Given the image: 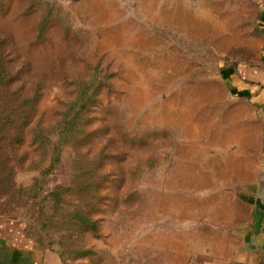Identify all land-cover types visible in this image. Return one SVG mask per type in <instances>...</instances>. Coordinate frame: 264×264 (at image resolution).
I'll use <instances>...</instances> for the list:
<instances>
[{"label": "rangeland", "instance_id": "1", "mask_svg": "<svg viewBox=\"0 0 264 264\" xmlns=\"http://www.w3.org/2000/svg\"><path fill=\"white\" fill-rule=\"evenodd\" d=\"M263 5L0 0V64L38 87L0 129V222L50 264H264V124L226 82Z\"/></svg>", "mask_w": 264, "mask_h": 264}, {"label": "crops", "instance_id": "2", "mask_svg": "<svg viewBox=\"0 0 264 264\" xmlns=\"http://www.w3.org/2000/svg\"><path fill=\"white\" fill-rule=\"evenodd\" d=\"M259 29L264 40V5L260 12ZM261 48L254 65L240 64L229 70L226 82L234 97L248 102L257 111L264 124V44ZM259 200V204L264 206V198L260 197ZM13 224L10 225L7 221L0 222V264H50L51 260L42 254L38 256L33 254L24 238L21 226ZM259 237L263 249L264 225L260 229ZM244 261L245 264H251L245 259Z\"/></svg>", "mask_w": 264, "mask_h": 264}, {"label": "trees", "instance_id": "3", "mask_svg": "<svg viewBox=\"0 0 264 264\" xmlns=\"http://www.w3.org/2000/svg\"><path fill=\"white\" fill-rule=\"evenodd\" d=\"M12 77V71L6 70L3 63L0 64V92L8 96L0 102V129L2 127H8L6 128L8 130L11 128L18 130L20 128L18 127L20 120L29 117L36 107L35 97L38 96V87L32 86L27 91H24L21 87L12 88L9 82ZM82 95L83 94H81V96ZM73 121L74 117L66 121L65 124H70ZM6 159L5 157V160ZM82 224H85L90 231L95 232L96 227L94 222H90L83 218Z\"/></svg>", "mask_w": 264, "mask_h": 264}, {"label": "water", "instance_id": "4", "mask_svg": "<svg viewBox=\"0 0 264 264\" xmlns=\"http://www.w3.org/2000/svg\"><path fill=\"white\" fill-rule=\"evenodd\" d=\"M259 198H258V201L255 202V210H256L255 215H257V219H259V223L257 225L258 226V231H259L258 242L260 244L259 247H261V243H260L261 241H260V237L259 236H260V229L264 225V208H263L264 206L259 204V202H260ZM263 198H264V196H263Z\"/></svg>", "mask_w": 264, "mask_h": 264}]
</instances>
